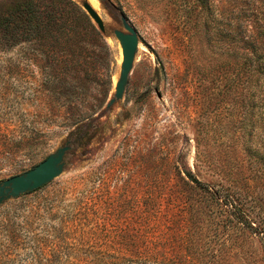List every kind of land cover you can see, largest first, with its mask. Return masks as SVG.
<instances>
[{
	"label": "rangeland",
	"instance_id": "obj_1",
	"mask_svg": "<svg viewBox=\"0 0 264 264\" xmlns=\"http://www.w3.org/2000/svg\"><path fill=\"white\" fill-rule=\"evenodd\" d=\"M32 1L102 40L0 43V183L68 147L56 178L0 203V264H264V79L235 36L264 45V0ZM124 22L138 47L107 107Z\"/></svg>",
	"mask_w": 264,
	"mask_h": 264
},
{
	"label": "trees",
	"instance_id": "obj_2",
	"mask_svg": "<svg viewBox=\"0 0 264 264\" xmlns=\"http://www.w3.org/2000/svg\"><path fill=\"white\" fill-rule=\"evenodd\" d=\"M74 20L73 25L63 27L61 26L63 24L62 19L56 9L43 8V6L41 7L40 4L32 0H11L9 6L0 9V43L16 41H21L29 45L41 43L47 51L50 45H57L61 46V48H66L65 51H69L66 54H73L72 48H77L80 41L86 42V47H92L97 41L102 40L100 33L84 14L76 12V18ZM235 26L236 42L241 45L240 58L244 60V64L249 70L250 78L253 79L256 85L257 82L264 79V45H258L255 42L256 36L258 34L263 35V32L258 31L257 35L251 32L249 37L247 35L246 39V35H241L238 31L241 26L239 28L238 23ZM244 28L245 30L247 29L245 24ZM62 59L63 57L60 56L55 62H60ZM53 64V62L47 61V69H45V76H43L44 79L42 80L43 84L48 83L50 74L48 70L53 67ZM111 87L112 85L109 79L106 85V91H109ZM43 90L48 91L50 87L48 89L45 85V89ZM195 183L199 186L197 181ZM222 205L227 207L228 205L231 206L232 203L228 201L227 197L223 199Z\"/></svg>",
	"mask_w": 264,
	"mask_h": 264
},
{
	"label": "water",
	"instance_id": "obj_3",
	"mask_svg": "<svg viewBox=\"0 0 264 264\" xmlns=\"http://www.w3.org/2000/svg\"><path fill=\"white\" fill-rule=\"evenodd\" d=\"M83 8L96 24L98 30L104 32L103 22L99 15L88 4H84ZM123 27L126 32H114L121 49L122 61L114 87V97L109 100L107 107L111 106L115 99L121 98L138 47L135 30L126 22L123 23ZM67 150L68 147H62L31 170L1 182L0 203L5 199L16 198L22 194L35 191L56 178L62 171L63 158Z\"/></svg>",
	"mask_w": 264,
	"mask_h": 264
},
{
	"label": "bare ground",
	"instance_id": "obj_4",
	"mask_svg": "<svg viewBox=\"0 0 264 264\" xmlns=\"http://www.w3.org/2000/svg\"><path fill=\"white\" fill-rule=\"evenodd\" d=\"M94 9L98 7L97 0H86Z\"/></svg>",
	"mask_w": 264,
	"mask_h": 264
}]
</instances>
